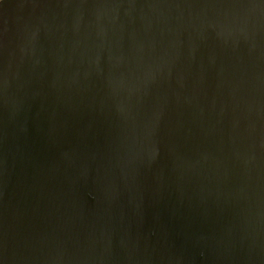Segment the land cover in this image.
I'll return each instance as SVG.
<instances>
[{
    "label": "water",
    "instance_id": "water-1",
    "mask_svg": "<svg viewBox=\"0 0 264 264\" xmlns=\"http://www.w3.org/2000/svg\"><path fill=\"white\" fill-rule=\"evenodd\" d=\"M0 264H264V0H2Z\"/></svg>",
    "mask_w": 264,
    "mask_h": 264
},
{
    "label": "snow or ice",
    "instance_id": "snow-or-ice-1",
    "mask_svg": "<svg viewBox=\"0 0 264 264\" xmlns=\"http://www.w3.org/2000/svg\"><path fill=\"white\" fill-rule=\"evenodd\" d=\"M0 3H2V0H0Z\"/></svg>",
    "mask_w": 264,
    "mask_h": 264
}]
</instances>
